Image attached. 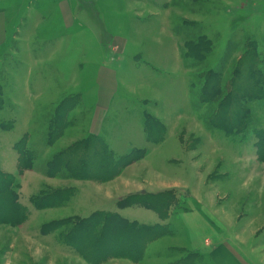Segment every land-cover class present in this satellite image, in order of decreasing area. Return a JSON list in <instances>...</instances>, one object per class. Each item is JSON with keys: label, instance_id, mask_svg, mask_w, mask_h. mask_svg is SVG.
I'll use <instances>...</instances> for the list:
<instances>
[{"label": "rangeland", "instance_id": "rangeland-1", "mask_svg": "<svg viewBox=\"0 0 264 264\" xmlns=\"http://www.w3.org/2000/svg\"><path fill=\"white\" fill-rule=\"evenodd\" d=\"M56 1L32 2H39L34 17L42 18L40 8ZM94 1L87 8L94 19L83 13L76 46L67 41L78 34L64 32L58 22L24 25L30 1L0 4L7 8L9 37L2 43L0 32V171L13 178L29 213L22 224L0 225V264L100 263L89 262L68 235L77 220L96 212L172 228L141 244L140 262L108 258L102 264H177L196 252L202 259L195 264H264V84L260 99L244 101L251 115L242 133L211 123L219 102L201 101L203 85L215 84L207 71L217 72L224 89L254 44L264 72V0ZM200 36L212 51L203 62L185 61L187 42ZM29 37L39 56L28 49ZM105 66L109 71L101 73ZM62 102L67 107L58 115ZM146 114L167 128L159 144L147 141ZM230 118L218 116L220 122ZM51 134L57 140L49 145ZM95 135L118 157L146 155L109 182L74 180L66 171L48 176L56 154ZM83 165L99 169L95 161ZM57 190L71 191L60 208L36 204ZM166 194L176 199L167 219L117 207ZM119 239L120 247L110 251L137 249L130 237Z\"/></svg>", "mask_w": 264, "mask_h": 264}, {"label": "trees", "instance_id": "trees-1", "mask_svg": "<svg viewBox=\"0 0 264 264\" xmlns=\"http://www.w3.org/2000/svg\"><path fill=\"white\" fill-rule=\"evenodd\" d=\"M83 5L84 4L81 2V6ZM251 47L253 48H250L241 58V61L244 60L245 65L239 67L233 79L227 83L228 86L224 89L220 88L221 80L219 78L220 76L216 74L217 72L209 70L205 75L206 79H214L215 84L212 88H210L207 82L203 85L204 87L201 91L202 103L217 101L221 107L218 116L230 118L231 112L229 111H233L237 116L235 119L231 117L225 122H220L218 116H216L217 113L213 112L214 116H210L209 119L211 123L220 129L222 126L226 125L227 129L229 128L242 133L250 122L251 115L250 110L246 109L247 107H245L244 101L251 100V98V101H255L260 99V96L263 95L262 84H264V72L260 68L259 58L254 50L256 47L255 44ZM211 51V41L204 36H200L195 41L187 42V49L186 52L183 53V58L185 61L191 59L195 62H203L207 59ZM248 81H252V83L250 84ZM192 87L191 89H193ZM61 104L58 115L62 111V108L63 111H65L67 107L65 102ZM225 105H227L226 111L224 108ZM144 125L146 134H148L147 141L159 144L165 139L167 128L156 118L146 114ZM154 136H156L155 139H153ZM158 136L161 137L159 140ZM56 140L57 137L51 134L48 144L52 145ZM136 152H134V154ZM131 155L132 153L118 157L114 151L108 147L106 142L103 141L102 137L97 135L89 136L86 140L78 142L56 154L53 160L48 164L47 174L48 176L55 177L62 173V171H66L69 177L74 180H92L99 183L109 182L117 178L124 168L143 160L146 151L142 150L137 152L134 156ZM91 161H95L99 169L84 167L83 163H91ZM15 188L17 187L13 178L0 171V225L22 224L29 216L27 210L20 205ZM168 194L146 199L134 197L136 199L130 200L129 203L126 201L119 202L117 207L119 210H124L129 207L144 208L155 212L162 219H167L168 217L165 216V211L166 209L169 210L176 200L175 197L170 199ZM70 195V190L48 191L37 198L36 204L38 206L44 205L52 208H60L61 204L67 203ZM43 198H45V202ZM171 231L172 228H170L169 225L156 224L146 226L141 225L138 221H130L118 213L96 212L92 214L90 218H81L77 220L76 227H73L68 235L77 243L81 253L86 256L89 262L100 259L101 262L96 264H102V262L106 261L108 258H125L136 262L140 258L141 244L153 243L167 236ZM108 232H110L109 236H107ZM122 235L131 238L130 240L133 241L132 243H134L136 246L135 248H137L135 251L132 253L110 251L111 246L120 247L118 243L121 241L119 238ZM117 240H119V242L114 243ZM98 254H101V256H98ZM200 259H202V257L197 253H187L177 264H195L197 261L200 262ZM141 260L142 256L139 262Z\"/></svg>", "mask_w": 264, "mask_h": 264}, {"label": "crops", "instance_id": "crops-1", "mask_svg": "<svg viewBox=\"0 0 264 264\" xmlns=\"http://www.w3.org/2000/svg\"><path fill=\"white\" fill-rule=\"evenodd\" d=\"M6 1V0H0V4L1 2ZM30 1V2H29ZM36 0H25V4L27 5L28 3V7L27 9L29 10L26 17L22 18V21L25 24L30 25L32 23V19L33 20H38L39 22L35 25L40 27L42 22L44 21L45 24H50L51 21L56 23L58 22L59 24H61V28L64 32L68 33V34H78L77 39L73 38V40H68L67 41V45L72 46L73 44L76 46L77 42L80 38L79 33H80V27L82 29H84V23H83V17L84 14L86 13L87 15L89 14L87 8L88 6H93V4L97 3L94 0H92V3H87L86 2V6H81V3L78 0H59L55 2V6H52L50 8L44 7V6H40V7H44V8H40V10L42 11V18L37 19L36 17H34L33 12L36 9L34 6H39V2H41L42 0H39L38 3H35L33 5L32 2H34ZM105 0H98L99 3H104ZM82 3L84 4V0H82ZM32 6V7H31ZM7 10V8H0V32L3 33V41L2 43H5L8 40V32L6 30V21L3 19L4 18V13H6L5 11ZM11 11V10H9ZM26 12V11H25ZM48 15H53L51 18L47 17ZM91 19H94L91 17V15H88ZM26 20V21H25ZM1 35V34H0ZM55 35V34H54ZM96 35V34H95ZM33 37V36H32ZM55 37V36H54ZM96 37V36H95ZM36 39L40 40L39 37H35ZM41 41V40H40ZM32 39H30V37L27 39V47L28 49H32V51L30 52H34L36 51V55L39 56L38 54V49H36V45H32ZM1 43L0 46H3ZM116 45V43H115ZM30 52L28 53V56H30ZM28 60L30 61V58H28ZM106 70H108V68L102 67V69L100 70L101 73H103L104 71L106 72ZM109 71V70H108ZM198 253V252H196Z\"/></svg>", "mask_w": 264, "mask_h": 264}]
</instances>
